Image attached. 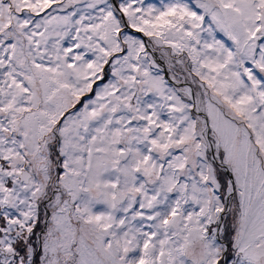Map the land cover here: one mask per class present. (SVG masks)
<instances>
[{
    "label": "snow or ice",
    "instance_id": "6c2138e0",
    "mask_svg": "<svg viewBox=\"0 0 264 264\" xmlns=\"http://www.w3.org/2000/svg\"><path fill=\"white\" fill-rule=\"evenodd\" d=\"M0 264H264V0H0Z\"/></svg>",
    "mask_w": 264,
    "mask_h": 264
}]
</instances>
